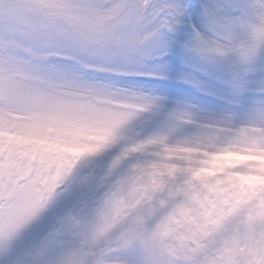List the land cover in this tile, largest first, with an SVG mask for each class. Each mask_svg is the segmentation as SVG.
Returning <instances> with one entry per match:
<instances>
[{"label": "snow or ice", "instance_id": "6c2138e0", "mask_svg": "<svg viewBox=\"0 0 264 264\" xmlns=\"http://www.w3.org/2000/svg\"><path fill=\"white\" fill-rule=\"evenodd\" d=\"M0 264H264V0H0Z\"/></svg>", "mask_w": 264, "mask_h": 264}]
</instances>
